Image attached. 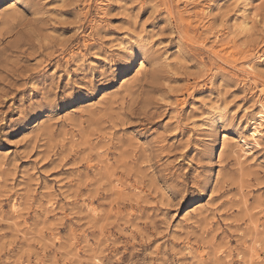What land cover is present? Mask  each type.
I'll return each instance as SVG.
<instances>
[{
	"label": "rangeland",
	"instance_id": "rangeland-1",
	"mask_svg": "<svg viewBox=\"0 0 264 264\" xmlns=\"http://www.w3.org/2000/svg\"><path fill=\"white\" fill-rule=\"evenodd\" d=\"M260 105L264 0H0V264H264Z\"/></svg>",
	"mask_w": 264,
	"mask_h": 264
},
{
	"label": "bare ground",
	"instance_id": "bare-ground-1",
	"mask_svg": "<svg viewBox=\"0 0 264 264\" xmlns=\"http://www.w3.org/2000/svg\"><path fill=\"white\" fill-rule=\"evenodd\" d=\"M242 25H243L242 28H245V27L247 28V23H243ZM250 127H251V131H250L251 143H246L247 141H243V140L242 142H245L247 147H249L250 145L258 147V140L263 135V127H264V106L263 105H260L259 110L255 113V117L251 119ZM16 208L18 207L13 206V210L15 212H16Z\"/></svg>",
	"mask_w": 264,
	"mask_h": 264
}]
</instances>
